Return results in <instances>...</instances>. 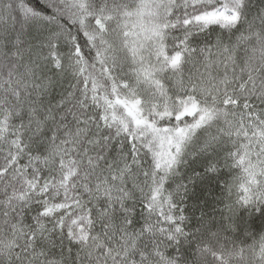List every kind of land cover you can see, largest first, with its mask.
I'll return each instance as SVG.
<instances>
[{
    "label": "snow or ice",
    "instance_id": "snow-or-ice-1",
    "mask_svg": "<svg viewBox=\"0 0 264 264\" xmlns=\"http://www.w3.org/2000/svg\"><path fill=\"white\" fill-rule=\"evenodd\" d=\"M0 264H264V0H0Z\"/></svg>",
    "mask_w": 264,
    "mask_h": 264
}]
</instances>
